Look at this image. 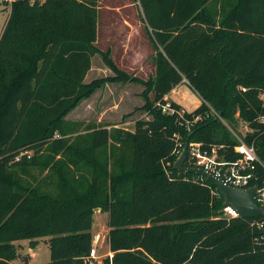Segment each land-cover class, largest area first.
<instances>
[{"label":"trees","instance_id":"1","mask_svg":"<svg viewBox=\"0 0 264 264\" xmlns=\"http://www.w3.org/2000/svg\"><path fill=\"white\" fill-rule=\"evenodd\" d=\"M137 1L157 51L156 81L131 77L108 52L115 77L91 84L98 0L10 2L0 37V264L21 257L18 242L43 238L49 264H264L256 224L264 218L211 220L225 209L221 190L174 167L191 143L238 160L235 133L255 147L264 181V0ZM184 80L202 99L190 112L163 100ZM130 81L147 87L152 119L134 131L101 126L72 138L82 123L67 116L81 102L108 82ZM167 104L174 114L163 111ZM239 125L249 130L239 133ZM46 152L58 160L44 163L58 174L55 194L24 177ZM97 210L109 214L113 253L101 262L91 257Z\"/></svg>","mask_w":264,"mask_h":264},{"label":"rangeland","instance_id":"2","mask_svg":"<svg viewBox=\"0 0 264 264\" xmlns=\"http://www.w3.org/2000/svg\"><path fill=\"white\" fill-rule=\"evenodd\" d=\"M11 1L0 0V34L10 13ZM213 1L208 0V4ZM97 7L98 32L94 44L99 53L92 59V69L86 76L85 83L91 84L101 79L115 77V73L104 61L103 53L108 52L116 66L131 77L145 83L150 79L156 81L157 51L146 31L139 2L137 0H98ZM146 90L147 87L144 84L131 81L126 83L108 82L103 88L97 89L89 99L79 104L76 111L74 110L69 114V117L67 116V121L70 123H82L72 130L75 132L72 134V138H75L77 134L88 133L94 127L101 126L108 127L113 132L117 130L134 131L137 121L152 119L151 114L144 109L145 100L142 93ZM149 98L157 106L162 105L161 100H155L154 91L150 92ZM163 100L179 103L183 111L188 112L195 110L200 100L202 103L200 96L190 88L186 80L176 86ZM212 114L219 117L215 111H212ZM221 121L226 123L223 119ZM247 129L249 130L246 125H239L236 130L239 133H245ZM187 130L191 131V127H188ZM184 149V147L181 148L174 164V167L177 166V170L181 173H186L178 165L183 159ZM28 154L30 157L33 156V152H28ZM42 155L43 165L39 168L29 169L24 177L30 184L39 185L43 191L55 194L59 190L57 189L58 174L53 173L52 168H45L44 163L51 161L54 166L58 160L54 162L47 152ZM188 157L189 153L183 166L187 161H191ZM128 158L132 159V155L129 153ZM190 163L192 164V162ZM192 165L194 166V164ZM183 177L188 180L187 176ZM46 178L51 180H46ZM191 180L196 181V178ZM228 217L229 215L222 211L220 216H214L211 220L227 219ZM110 231L109 214L97 210L94 215L92 233L94 240L99 237L98 244L93 242L96 253L100 255L96 259L98 262L108 256L113 257L108 243ZM32 242H35L34 245ZM17 245L20 247L21 257L13 264L50 263L49 239L25 240L18 242Z\"/></svg>","mask_w":264,"mask_h":264},{"label":"built area","instance_id":"3","mask_svg":"<svg viewBox=\"0 0 264 264\" xmlns=\"http://www.w3.org/2000/svg\"><path fill=\"white\" fill-rule=\"evenodd\" d=\"M163 111L171 115L174 114V110L170 104L165 105ZM261 121L264 122V117L261 118ZM234 135L239 141V144L235 148V151L240 155L238 160L232 162L224 156H220L219 149L217 148L213 149L211 153L203 152L200 144L191 143L187 146L190 159L194 164L193 168L203 169L215 177L222 179L225 185L237 189L257 187L256 199L260 207L264 209V181L261 180L258 174V167L262 165L260 158L254 146L247 145L240 136L235 133ZM20 157L16 160L19 161ZM224 211L229 217H239L236 210L231 206L225 207ZM256 224L259 228L264 229V223ZM94 241L98 244L99 237H96ZM91 257L94 259L98 258L95 248L91 252Z\"/></svg>","mask_w":264,"mask_h":264},{"label":"water","instance_id":"4","mask_svg":"<svg viewBox=\"0 0 264 264\" xmlns=\"http://www.w3.org/2000/svg\"><path fill=\"white\" fill-rule=\"evenodd\" d=\"M188 156V146L184 149L183 159L179 162V166L182 170L188 173H195L210 179L222 192L225 197V207L231 206L238 213L239 217L245 219H254L257 217L264 218V209L260 207L256 199L257 187H251L248 189H237L224 184L222 179L215 177L214 175L198 168H186L183 166V162L186 161ZM177 169L178 167L175 166Z\"/></svg>","mask_w":264,"mask_h":264},{"label":"crops","instance_id":"5","mask_svg":"<svg viewBox=\"0 0 264 264\" xmlns=\"http://www.w3.org/2000/svg\"><path fill=\"white\" fill-rule=\"evenodd\" d=\"M8 13H9V12H8ZM8 16H9V15H8ZM7 19H8V17H7ZM7 19H6V20H7ZM5 23H6V21H5ZM5 23H4V25H3V28H2V31H1L0 37H1V35H2V32H3V29H4ZM178 104H179V103H178ZM200 104H201V100L199 101V103H198L197 105L199 106ZM198 106H196V108H197ZM78 107H79V106H78ZM78 107H77V108H78ZM77 108L74 109V110L76 111ZM74 110H73V111H74ZM73 111H72V112H73ZM68 117H69V115H68ZM68 117H67V118H68ZM67 120H68V119H67Z\"/></svg>","mask_w":264,"mask_h":264}]
</instances>
